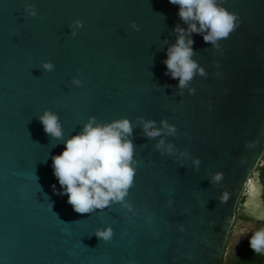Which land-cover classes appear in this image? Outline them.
<instances>
[{
    "label": "water",
    "instance_id": "obj_1",
    "mask_svg": "<svg viewBox=\"0 0 264 264\" xmlns=\"http://www.w3.org/2000/svg\"><path fill=\"white\" fill-rule=\"evenodd\" d=\"M217 2L237 26L216 46L192 34L205 74L194 75L189 94L161 63L162 41L173 43V26L184 27L168 0H0V264H220L242 196V214L264 220L256 175L264 164V0ZM74 21L81 26L72 36ZM44 110L58 115L65 137L89 117L131 122V211L113 204L78 214L52 192L60 186L48 157L63 144L43 132L36 117ZM141 117L175 126L163 137L172 155L144 137ZM105 225L108 242L93 234Z\"/></svg>",
    "mask_w": 264,
    "mask_h": 264
},
{
    "label": "clouds",
    "instance_id": "obj_2",
    "mask_svg": "<svg viewBox=\"0 0 264 264\" xmlns=\"http://www.w3.org/2000/svg\"><path fill=\"white\" fill-rule=\"evenodd\" d=\"M168 3L177 7V17L184 27L180 24L173 26V43L169 44L167 38L162 41L167 46L165 58L161 61L165 66L164 75L177 80L178 90L188 88L189 94H192L194 90L188 87L189 82L194 75L205 74L193 59L195 52L192 48V34H198L205 43L216 46L220 39L226 38L237 26L238 18L219 6L217 0H168ZM25 11L28 16L36 15L31 5H25ZM80 26V21H74L69 26L72 36L76 35L75 28ZM130 26L133 30H139L135 22H131ZM40 67L44 71L54 69L51 62H43ZM71 82L77 87L81 84L78 78H73ZM36 118L50 140L63 144L59 154L48 157L51 159L52 174L60 186L58 193L55 184L50 186L54 194L66 195V203L78 214H92L113 204H120L131 211L125 197L133 182L136 161L131 139L133 125L127 118L103 123L95 117H89L78 132L67 137L56 113L44 110ZM138 120L144 137L156 140L154 149L161 155H172L174 146L170 142L165 144L163 137L175 135V126L165 120H161L159 126L157 122L142 117ZM180 155L186 156L183 152ZM193 164L198 166L199 160L194 159ZM180 166L183 167L182 162ZM212 179L219 181L221 174L214 175ZM245 231L247 229L242 230V237ZM93 234L99 241L108 242L112 239L113 230L110 225H105L97 228ZM247 237L253 253L264 254V227Z\"/></svg>",
    "mask_w": 264,
    "mask_h": 264
},
{
    "label": "trees",
    "instance_id": "obj_3",
    "mask_svg": "<svg viewBox=\"0 0 264 264\" xmlns=\"http://www.w3.org/2000/svg\"><path fill=\"white\" fill-rule=\"evenodd\" d=\"M235 221H247L246 217L240 213L239 209L236 210ZM260 227H264V220L255 222L253 230L243 235L244 237H241L238 243L234 242L232 228L220 264H264V254L253 253L249 248L247 237V235H251L252 232ZM228 251L229 255L227 256Z\"/></svg>",
    "mask_w": 264,
    "mask_h": 264
},
{
    "label": "flooded vegetation",
    "instance_id": "obj_4",
    "mask_svg": "<svg viewBox=\"0 0 264 264\" xmlns=\"http://www.w3.org/2000/svg\"><path fill=\"white\" fill-rule=\"evenodd\" d=\"M256 175H257V178L259 180V183H260V185L262 187V195H261V198H262V201H263V208H264V164L261 167H258L256 169ZM243 199H244V197L242 196L241 199H240V201H239L238 207H237V209H239V211H240L241 214H242V207H241V205H242ZM246 219H247V221L246 222H243L240 225V229L241 230L242 229L243 230L244 229H247V231L243 232V235L250 233L253 230L254 223L255 222H258V221H255V220L251 219L250 217H246ZM233 227H234V224H233Z\"/></svg>",
    "mask_w": 264,
    "mask_h": 264
},
{
    "label": "rangeland",
    "instance_id": "obj_5",
    "mask_svg": "<svg viewBox=\"0 0 264 264\" xmlns=\"http://www.w3.org/2000/svg\"><path fill=\"white\" fill-rule=\"evenodd\" d=\"M243 223V221H235L234 222V227H233V229H232V231H233V237H234V242H237V240H239L241 237H242V235H241V233H242V230L240 229V225ZM229 255V251H228V253H227V256Z\"/></svg>",
    "mask_w": 264,
    "mask_h": 264
},
{
    "label": "snow or ice",
    "instance_id": "obj_6",
    "mask_svg": "<svg viewBox=\"0 0 264 264\" xmlns=\"http://www.w3.org/2000/svg\"><path fill=\"white\" fill-rule=\"evenodd\" d=\"M134 186V185H133Z\"/></svg>",
    "mask_w": 264,
    "mask_h": 264
}]
</instances>
